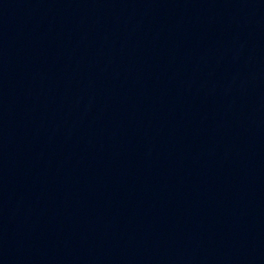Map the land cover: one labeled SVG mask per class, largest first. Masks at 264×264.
<instances>
[{"label":"water","instance_id":"water-1","mask_svg":"<svg viewBox=\"0 0 264 264\" xmlns=\"http://www.w3.org/2000/svg\"><path fill=\"white\" fill-rule=\"evenodd\" d=\"M0 264H264V0H0Z\"/></svg>","mask_w":264,"mask_h":264}]
</instances>
